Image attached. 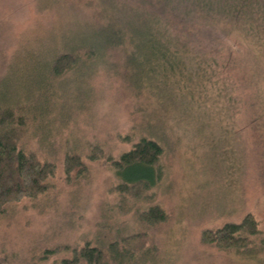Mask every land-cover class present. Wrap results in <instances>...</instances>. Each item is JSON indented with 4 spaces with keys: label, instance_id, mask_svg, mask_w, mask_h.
<instances>
[{
    "label": "rangeland",
    "instance_id": "obj_1",
    "mask_svg": "<svg viewBox=\"0 0 264 264\" xmlns=\"http://www.w3.org/2000/svg\"><path fill=\"white\" fill-rule=\"evenodd\" d=\"M149 10L148 0H0V107L25 117L24 149L49 158L76 152L88 166L87 175L66 181L56 159L46 193L5 206L3 264H54L70 252L42 258L44 250L104 245L143 230L149 249L135 264H264V252L243 255L200 244L202 230L238 222L248 212L264 236V121L251 125L246 113L232 108L230 92L223 91L225 85L230 89L229 74L192 87L177 75L163 86L158 76L135 98L118 75L124 58L115 49L100 58L82 57L78 68L51 77L49 64L63 44L93 38L94 29L114 24L117 16L126 19L125 29H143ZM36 105L33 124L24 109ZM156 125L166 136L165 151L162 177L146 192L149 198L112 192L119 179L104 159L85 158L90 145L117 157L142 135L153 137ZM153 204L168 218L145 228L137 211Z\"/></svg>",
    "mask_w": 264,
    "mask_h": 264
},
{
    "label": "trees",
    "instance_id": "obj_2",
    "mask_svg": "<svg viewBox=\"0 0 264 264\" xmlns=\"http://www.w3.org/2000/svg\"><path fill=\"white\" fill-rule=\"evenodd\" d=\"M148 4L150 22L143 29L137 26L125 29L126 19L117 16L114 24L94 29L93 38L63 44L64 48L49 64L51 77L57 79L66 71L78 68L82 57L83 60L100 58L115 49L124 58L123 70L118 75L135 98L143 96V91L158 76L164 80H161L163 86L171 75H177L183 78V86L192 87L225 73L230 75V89L225 85L223 91L230 92L228 100L232 108L246 113L249 124L262 125L264 70L259 55L264 50V0H148ZM244 35L249 37V42L242 38ZM39 110L38 105L24 109L33 124L36 119L31 116ZM26 124L21 113L11 107H0V213L7 204L46 193L59 161L66 181L88 174V166L76 152L49 158L40 156L37 150L24 149ZM151 133L153 137L142 135L117 157L106 156L100 146L90 145L85 158L104 159L103 163L119 179L112 192L134 199L149 198L146 192L162 177L159 161L166 140L157 125ZM167 218L166 212L156 204L137 211L139 224L145 228L162 224ZM255 237H260L257 244ZM148 239V233L143 230L104 245L89 242L56 245L44 250L42 258L69 251L70 256L54 264H135L139 255H147ZM200 244L243 255L264 252V236L250 212L238 222L228 221L215 229L202 230ZM3 262L0 256V264Z\"/></svg>",
    "mask_w": 264,
    "mask_h": 264
}]
</instances>
